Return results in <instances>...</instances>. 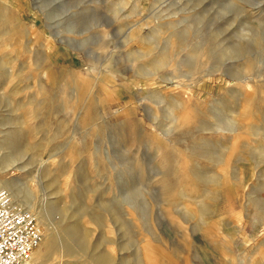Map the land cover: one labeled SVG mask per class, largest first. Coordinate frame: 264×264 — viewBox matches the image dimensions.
I'll return each instance as SVG.
<instances>
[{"label":"rangeland","instance_id":"374dc122","mask_svg":"<svg viewBox=\"0 0 264 264\" xmlns=\"http://www.w3.org/2000/svg\"><path fill=\"white\" fill-rule=\"evenodd\" d=\"M0 162L35 264H264V0H0Z\"/></svg>","mask_w":264,"mask_h":264},{"label":"built area","instance_id":"2783aa9c","mask_svg":"<svg viewBox=\"0 0 264 264\" xmlns=\"http://www.w3.org/2000/svg\"><path fill=\"white\" fill-rule=\"evenodd\" d=\"M42 240L34 216L0 187V264H25Z\"/></svg>","mask_w":264,"mask_h":264},{"label":"bare ground","instance_id":"6f19581e","mask_svg":"<svg viewBox=\"0 0 264 264\" xmlns=\"http://www.w3.org/2000/svg\"><path fill=\"white\" fill-rule=\"evenodd\" d=\"M20 138V137H19ZM18 138V139H19ZM18 139H15V140H12L11 143H13L15 141V144L14 145H18L19 143V140ZM9 167H11L10 165H6L2 162H0V172H4L6 169H8ZM0 187L3 188L4 190H6L11 198V201L13 203V205L17 206V207H21V208H24L26 211L30 212L34 217H36L37 219V222L40 224V222H42L43 224L46 222L45 221V217L43 216H38L36 213H35V208L34 206L30 203V201H27L25 198L23 199V197L21 196V191H19V187L17 189V186H16V183L15 181H1L0 180ZM24 196V195H23ZM22 197V199L20 198ZM27 206V207H25ZM45 221V222H44ZM42 241V240H41ZM41 243V242H40ZM40 245V244H39ZM39 247V246H38ZM37 247V248H38ZM36 248V249H37ZM35 249V250H36ZM34 250V251H35ZM33 251V252H34ZM33 254V253H32ZM31 254V256H32ZM31 259H29L30 261H28L27 263L25 264H35L36 261L39 260V258L33 256V257H30Z\"/></svg>","mask_w":264,"mask_h":264}]
</instances>
